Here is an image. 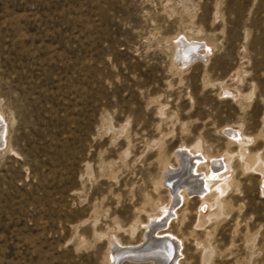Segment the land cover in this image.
<instances>
[{"label":"rangeland","instance_id":"374dc122","mask_svg":"<svg viewBox=\"0 0 264 264\" xmlns=\"http://www.w3.org/2000/svg\"><path fill=\"white\" fill-rule=\"evenodd\" d=\"M0 126V264L167 229L181 264H264V0H0ZM182 148L208 190L176 202Z\"/></svg>","mask_w":264,"mask_h":264},{"label":"bare ground","instance_id":"6f19581e","mask_svg":"<svg viewBox=\"0 0 264 264\" xmlns=\"http://www.w3.org/2000/svg\"><path fill=\"white\" fill-rule=\"evenodd\" d=\"M192 41V40H191ZM186 41L184 43V45H186L185 48L183 49H179L178 53L179 56L181 58V60L183 61V63H185V61L189 58H191L190 53L193 52L195 50V46H197L196 42H191ZM183 46V45H182ZM207 46V45H206ZM178 48V47H177ZM176 48V49H177ZM205 51V50H204ZM195 53V52H194ZM197 53V52H196ZM194 56V55H193ZM3 127V126H2ZM1 126H0V133H2L1 131ZM229 133L232 134V132L229 130ZM2 134H0L1 137ZM4 137V136H3ZM160 144V143H159ZM163 144V143H162ZM162 148V147H161ZM179 148V147H178ZM163 149V148H162ZM181 149V148H180ZM184 148H182V151H175V155L173 154V156L179 157V159L177 160V162L180 160V164H181V170L178 171V176L180 177V181L178 184L174 185L176 183L173 184V179L171 180V178L173 177V173L172 172V168L169 164L168 161L166 160H161L158 157V161L160 163H162L163 166V172H161V176L155 181V183L161 184V185H165L166 189L168 191L171 192V200L172 201H184L185 196H187L189 193L192 192V189L195 190L197 189L198 192L202 193L205 190H208V185H207V177L206 175L203 176V178L201 179H197L196 178V169H191L192 165L190 162V159L193 158L194 164L198 165L199 162L202 161V159L200 160L199 157H194V152L189 150H186L187 153H185V151H183ZM186 149V147H185ZM197 151V149H196ZM201 152V151H200ZM163 153V152H162ZM174 153V152H173ZM165 154V152L163 153ZM203 154V153H202ZM200 155V153H199ZM164 156V155H163ZM171 158V157H170ZM204 158V157H203ZM220 159V158H219ZM219 159H214L210 162V169L214 170V172L216 171V169H218L215 165L213 166V164H215L216 162L220 161ZM176 160V159H175ZM223 160V159H221ZM170 161V160H169ZM174 162V161H173ZM176 162V161H175ZM176 162V163H177ZM207 162V161H206ZM222 163V161H221ZM202 164V163H201ZM225 164V161L224 163ZM226 165V164H225ZM160 166V165H159ZM200 166V165H199ZM206 166V165H205ZM218 166V165H217ZM158 167V166H157ZM178 167V166H177ZM195 167V166H194ZM209 167V165H208ZM179 169V168H178ZM202 173V172H201ZM207 173V170H206ZM217 175V173H215ZM200 175V174H199ZM210 175V174H209ZM209 175H207L208 177H210ZM175 176V175H174ZM198 176V175H197ZM176 177V176H175ZM212 177V176H211ZM210 177V178H211ZM177 179V178H176ZM212 179H210L211 181ZM212 183V181L210 182ZM163 185V186H164ZM210 185V184H209ZM162 186V187H163ZM217 187V186H216ZM158 189V188H157ZM180 189V190H179ZM164 190V189H163ZM155 191V190H153ZM157 191V190H156ZM168 195V194H167ZM200 195V194H199ZM207 197V196H206ZM168 199V198H167ZM168 202V201H167ZM146 203V202H145ZM143 205V204H142ZM145 207V205H144ZM167 210V209H166ZM141 211H145L144 208H141L139 210V212ZM162 211V210H161ZM173 213V211H171ZM176 213V212H174ZM145 214V213H144ZM151 214V213H150ZM149 214V215H150ZM166 214V213H165ZM155 215V214H153ZM177 216V215H176ZM153 217L154 216H149L147 219V223L145 224V228L146 230L148 229H152V227L150 226V223L153 221ZM165 216L161 217L164 218ZM157 218V216L155 217ZM160 219V217H159ZM178 220V219H177ZM158 221V220H157ZM160 221V220H159ZM182 221V220H181ZM132 226V225H131ZM158 226V225H156ZM134 227V226H133ZM168 227V225H167ZM135 228V227H134ZM154 228V227H153ZM156 228V227H155ZM160 228V227H159ZM165 229V228H164ZM160 230V229H159ZM158 230V231H159ZM135 231V230H134ZM156 231V230H155ZM157 231V232H158ZM149 232V231H148ZM148 234V233H147ZM173 234L171 233V231L169 229H167L164 232L161 233H157V236L153 237L151 235L148 236V240L145 243L142 244H138V245H128V246H122V247H117V248H112L109 249V252L107 254V264H122L124 263L125 259L129 260H142V259H148L150 261V264L152 262H156L159 264H181V261L177 259V252L179 254H183L181 252V247H182V241L181 239H179L178 237H174L175 238V242L172 240V236ZM109 237V236H108ZM111 237V236H110ZM109 237V238H110ZM112 238V237H111ZM113 238H115L113 236ZM113 239H111L110 242H112ZM114 241V240H113ZM144 242V241H142ZM109 243V242H108ZM107 243V244H108ZM112 246V245H111ZM170 259V260H169ZM147 262V261H146Z\"/></svg>","mask_w":264,"mask_h":264}]
</instances>
